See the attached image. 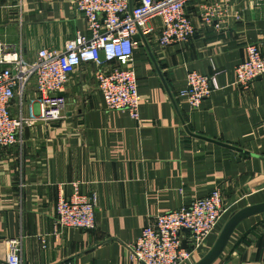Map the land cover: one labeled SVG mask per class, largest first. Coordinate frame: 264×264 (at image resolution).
Returning <instances> with one entry per match:
<instances>
[{"label":"crops","instance_id":"crops-1","mask_svg":"<svg viewBox=\"0 0 264 264\" xmlns=\"http://www.w3.org/2000/svg\"><path fill=\"white\" fill-rule=\"evenodd\" d=\"M74 1L0 0V57L3 47L34 62L41 49L63 51L77 34L90 37ZM186 13L195 27L187 43L161 48L156 19L148 46L135 51L139 120L107 109L98 67L88 64L59 94L60 122L37 121L28 138L24 130L19 144L0 149V264L12 241L23 264H139L128 247L154 217L221 187L226 214L197 263L234 214L264 203V160L221 145L264 157V77L249 89L235 84L249 45L264 56V0H196ZM191 72L215 75L219 87L199 110L181 97ZM39 97L32 82L12 102L13 116L32 108L39 115ZM74 186L96 197L93 231L58 225L57 204ZM214 264H264V214L243 221Z\"/></svg>","mask_w":264,"mask_h":264},{"label":"built area","instance_id":"built-area-1","mask_svg":"<svg viewBox=\"0 0 264 264\" xmlns=\"http://www.w3.org/2000/svg\"><path fill=\"white\" fill-rule=\"evenodd\" d=\"M196 0H140L131 6L130 0H75L74 7L87 23L90 37L82 34L67 42L63 51L41 49L34 62L1 47L0 66V149H9L21 141L23 131L37 121L47 124L64 118L66 100L60 92L71 76L82 66L98 67L95 80L109 111L128 112L140 118L139 93L134 56L139 43L134 40L141 31L145 38L152 34V20H160L158 45L166 48L187 43L195 35V27L186 8ZM210 24L212 16H204ZM235 84L243 89L264 77V56L258 45L247 47V56L235 70ZM34 82L39 97L40 113L31 109L28 117L13 116L12 102L24 98L27 87ZM219 89L216 76L191 72L187 87L181 92L194 110ZM61 229L93 231L96 222V197L73 187L70 199L57 204ZM223 191L217 187L205 198L196 199L180 210L159 214L144 228L135 243L129 245L132 259L139 264H195L211 234L220 226L226 214ZM2 264H23L17 241L10 242Z\"/></svg>","mask_w":264,"mask_h":264},{"label":"water","instance_id":"water-1","mask_svg":"<svg viewBox=\"0 0 264 264\" xmlns=\"http://www.w3.org/2000/svg\"><path fill=\"white\" fill-rule=\"evenodd\" d=\"M134 40L136 42H138L139 45H142L144 43L146 46H148V40H147V38H145L142 35L141 31H139V34L137 36H135ZM25 132H26V138H28L29 133H30L29 127L25 128ZM221 145L232 150L233 152L243 153V154L264 160V157L248 153V152L241 150V149H238L234 146H230L227 144H221ZM260 214H264V203L254 205V206H249V207L244 208L243 210L237 212L236 214H234L229 219V221L226 223V225L224 226V228H223L222 232L220 233L219 238H218L217 242L215 243V245L213 246V248L206 254V256H204V258H202L199 262H197L195 264H214L215 261L217 259H219L221 257V255L224 253V251L227 248V246L231 240V237L235 233L237 227L243 221H245L251 217L260 215ZM1 239L2 238L0 237V240Z\"/></svg>","mask_w":264,"mask_h":264},{"label":"rangeland","instance_id":"rangeland-1","mask_svg":"<svg viewBox=\"0 0 264 264\" xmlns=\"http://www.w3.org/2000/svg\"><path fill=\"white\" fill-rule=\"evenodd\" d=\"M0 69H2V68H0Z\"/></svg>","mask_w":264,"mask_h":264}]
</instances>
